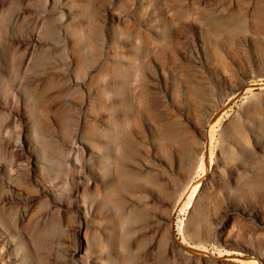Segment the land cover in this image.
Instances as JSON below:
<instances>
[{"label": "rangeland", "instance_id": "374dc122", "mask_svg": "<svg viewBox=\"0 0 264 264\" xmlns=\"http://www.w3.org/2000/svg\"><path fill=\"white\" fill-rule=\"evenodd\" d=\"M253 136L264 0H0V264H264Z\"/></svg>", "mask_w": 264, "mask_h": 264}, {"label": "bare ground", "instance_id": "6f19581e", "mask_svg": "<svg viewBox=\"0 0 264 264\" xmlns=\"http://www.w3.org/2000/svg\"><path fill=\"white\" fill-rule=\"evenodd\" d=\"M253 142H254V146L253 148L257 149V151L260 152V154H262V156H264V150L260 149L258 146H257V137L256 136H253ZM230 171H241L243 173H246L247 172V167L246 165L244 164V162H236L234 163L231 167H230ZM264 223V221H263ZM152 227L151 224H149L146 228V230L150 229ZM145 227H142L139 229V231H142L144 230ZM82 253H85V252H82ZM81 253V254H82ZM80 257V256H79ZM89 258H92L89 260V264H98V262L94 259L93 256H89ZM250 259V258H249ZM248 261V259H246ZM234 261V260H233ZM245 261V260H244ZM246 261V262H247ZM245 262V263H246ZM252 262V263H251ZM250 264H258V261L255 257L251 258L250 260Z\"/></svg>", "mask_w": 264, "mask_h": 264}]
</instances>
